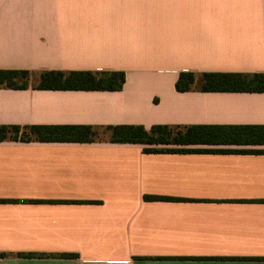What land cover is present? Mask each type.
<instances>
[{"label": "crops", "instance_id": "1", "mask_svg": "<svg viewBox=\"0 0 264 264\" xmlns=\"http://www.w3.org/2000/svg\"><path fill=\"white\" fill-rule=\"evenodd\" d=\"M0 69L126 75L0 89V126H264V92L176 89L264 73V0H0ZM189 148L0 140V264H264V146Z\"/></svg>", "mask_w": 264, "mask_h": 264}, {"label": "trees", "instance_id": "2", "mask_svg": "<svg viewBox=\"0 0 264 264\" xmlns=\"http://www.w3.org/2000/svg\"><path fill=\"white\" fill-rule=\"evenodd\" d=\"M125 81L123 71L0 69V89L120 91ZM195 88L201 91L264 92V73L181 72L176 83L177 91ZM0 140L109 141L141 144L145 146V153L184 152L199 151L189 148L196 145L264 146V126L154 125L146 128L142 125H119L98 128L91 125H1Z\"/></svg>", "mask_w": 264, "mask_h": 264}]
</instances>
